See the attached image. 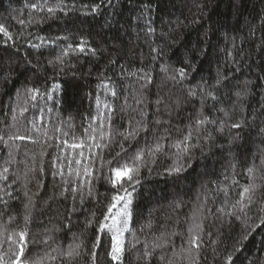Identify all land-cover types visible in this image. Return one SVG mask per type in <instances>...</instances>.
I'll list each match as a JSON object with an SVG mask.
<instances>
[{"label": "trees", "instance_id": "16d2710c", "mask_svg": "<svg viewBox=\"0 0 264 264\" xmlns=\"http://www.w3.org/2000/svg\"><path fill=\"white\" fill-rule=\"evenodd\" d=\"M0 24L12 36L0 33V136L7 141H0V232L6 238L27 230L24 258L92 264L99 236L96 264H113L107 255L111 234L97 231L114 193L105 178L108 167L99 156L82 159L81 168L89 162L93 168L92 191L85 185L73 194L72 182L80 180L69 173L66 158L79 150L57 146L72 133L82 136L102 112L111 115L115 133L137 121L147 125L134 140L115 134L103 161L115 157L121 143L126 151L117 159L125 163L137 149L164 137L163 153L141 167L139 183L129 188L132 218L122 264H227L229 255L231 264H264L260 203L252 206L250 219L216 211L226 199L216 189L226 186L229 203L234 202L250 182L249 167L257 169L251 181L261 186L257 196L264 194V0H0ZM82 42L84 52L78 50ZM65 50L64 62L55 63ZM54 84L59 90L53 91ZM33 89L52 99L38 93L31 100ZM22 108H27L23 114ZM204 117L214 123L197 132L195 122ZM189 125L191 142L199 147L190 161H181L190 167L169 174L176 152L169 145L183 139ZM209 132L214 139L205 140ZM84 152L90 157L87 148ZM56 157L64 158L57 161L62 168L53 167ZM58 170L63 176L53 175ZM194 213L204 232L199 249L188 252ZM164 240L166 247L153 251V242ZM145 243L153 251L148 258ZM70 244L81 245L74 259L63 256ZM14 249L5 240L0 248L5 260L14 258Z\"/></svg>", "mask_w": 264, "mask_h": 264}, {"label": "snow or ice", "instance_id": "6c2138e0", "mask_svg": "<svg viewBox=\"0 0 264 264\" xmlns=\"http://www.w3.org/2000/svg\"><path fill=\"white\" fill-rule=\"evenodd\" d=\"M33 8L37 7V5L33 4ZM47 11L49 13H55L56 9L54 8H48ZM19 23L23 24L24 21H19ZM0 33L3 34L4 37H6L8 40L12 39V36L7 31L6 27L3 24H0ZM83 43L78 46V50L80 52H84ZM69 50L72 49V46H68ZM69 54L68 50H65L61 55L56 57L55 63L62 64L64 62V57ZM50 63H54L51 62ZM179 73L181 76L184 75V70L180 69ZM59 85L54 84L53 85V91L59 90ZM31 95L30 99L35 101L37 99V94L39 93V89H33L29 90ZM41 96L47 95L48 99H52V96L50 93H39ZM113 95H116V93L113 91ZM100 100L99 97L97 98V104L99 105ZM159 103V101H157ZM35 107V105H33ZM106 108H109L110 106L105 105ZM15 111V110H13ZM27 111V108L21 109V114ZM51 111V109H49ZM143 116L144 114L141 113ZM13 119H15V115L13 116ZM99 120L100 124L99 127L93 126L95 122ZM111 115H108L105 117L104 113L98 112L97 116H93L91 118V122L89 123L88 127L84 129L82 136H77L75 133L71 134L70 139H64V140H58L57 146L59 147L61 144L63 147L60 149L61 151H64L65 148L70 150H79L78 153L75 155H72L70 152L67 159V166L69 169L70 174H74L76 177L79 178L80 182L79 185H75V181L72 183L74 186L71 188V192L73 194H76L77 192L83 191V188L85 185L89 186V194H91V183L93 179V168L91 166V163H85L83 167L81 168V161L82 159L85 161H89L96 159L98 156L100 157L102 161V166L108 167V176L105 178L107 181L111 184L112 188L114 189V193L111 196V200L106 206V211L103 214V220L99 223V227L97 229L98 233H110L111 234V244L110 248L108 250V257L111 261H113V264H122L123 255L125 253L126 244H125V232H128L129 229V221L132 218V193L129 191V188L134 187V185L139 183V175H140V169L143 166H146L147 163H155V157L159 153H163L165 145L161 142L164 137H160L154 144L146 145L144 148L137 149L135 155L131 157L130 161H127L125 163H120L117 158H122L121 154L125 153L124 145L121 143L119 145L121 151L116 153V156L113 157L111 160L103 161L102 159V152L104 148H107L112 143L113 137L115 134H118L124 138V140H134L140 133V131L147 130V125H142L141 121L136 122L135 127H131L130 129H125L123 132L115 133V131L111 127ZM105 121H107L108 124V130L104 131L105 128ZM157 124L160 123L159 120L156 121ZM197 125V132L200 131V126L208 124V123H214V121H210L207 117H204L203 119H197L196 120ZM239 124H232L231 127L238 128ZM71 127V126H69ZM189 131L186 135H184L183 139L177 140L174 144H170L169 147L175 148V159L173 160V165L167 170L169 174L172 173H179L185 169L186 166L190 167L191 164L185 165L181 161L185 157L191 160V152L192 149L199 147L198 143H192L193 140V131L191 125L188 126ZM61 129L57 128V132H60ZM220 131H223V126H221ZM62 135L64 137H68L70 134L68 132H63ZM45 136H47V133H45ZM48 139H51V137H47ZM9 139H13V137H9ZM15 139H25L24 136H16ZM28 139H31L29 136ZM196 139L199 140L200 136L197 135ZM205 140H211L214 139L212 137L211 133L209 132L206 137H204ZM0 141H3L5 145H7V141L4 140L2 136H0ZM35 142V141H34ZM51 146V145H49ZM87 148L90 153V157L86 156L84 149ZM94 149H100L101 153H97L94 151ZM43 154V153H42ZM64 158L56 157L53 160V167L54 168H62L64 165L60 164L57 165V161ZM73 162L77 166L76 168L72 167ZM261 165L264 166V158L261 159ZM257 169L255 166L249 167L247 169V175L249 177L250 182L247 185L241 186V191L239 192V198L236 199L234 202L229 203L228 200V189L227 187H219L216 189L217 192H223L225 196L224 206H221L217 208V212L221 214V217H235L237 220H241L243 218H249L248 213L251 210L252 206L260 203L261 207L257 210L261 213H264V194L261 196H257V193L261 191V186L257 185L252 181L253 179V173ZM7 168L4 169V172H7ZM41 172H43V168H41ZM54 176L60 175L63 176V173L59 170L57 172L53 173ZM85 177L88 179L86 180ZM69 181L65 180V184L67 185ZM233 184H238V181L235 179L232 181ZM127 184V187L125 186ZM65 191H68V188H65ZM27 195V193H25ZM63 195V193H62ZM81 199H83V196L81 195ZM203 205H201V208ZM95 213H93V216ZM12 219V218H10ZM193 222L188 228L189 238L187 240V243L190 245V248L187 249L188 252H191L193 249H199V247L202 244V233L204 232V227L202 222H198L195 218V213L193 216ZM25 221H28V216H25ZM92 221H89V224H91ZM261 224H264V216L261 217ZM177 233H172V235H176ZM28 233L27 230H22L18 233H9L6 238L4 237L3 232H0V248L3 247L5 240L9 242L10 244L15 245V249L12 251L13 259L5 260V253L3 251H0V264H42L41 260H35L30 261L24 257H26V249L28 248V242L26 240ZM163 233L161 234V237H163ZM210 235V234H209ZM15 237H18V239H14ZM161 238H158L160 240ZM243 239H247V235L243 237ZM139 240H136V243H139ZM47 243V241H45ZM168 241L164 240L162 242H156L154 241L152 244V249L155 251L157 248H164L166 247ZM101 245V238L98 236L97 241L93 244V251L91 253L92 257V264H96L98 253L95 251L96 248H98ZM129 247H135V244L129 242ZM81 247L80 244H70L68 246V249L63 252V256L65 258L74 259L76 256H79V248ZM145 251L143 253V256L145 258H148L152 256L153 251H148V245L145 243L144 245ZM181 251H184L182 249ZM239 251V249H237ZM50 259H55V257H49ZM163 259V257H161ZM193 260H195V257H193ZM232 262V256L229 255L227 257V264H231Z\"/></svg>", "mask_w": 264, "mask_h": 264}]
</instances>
